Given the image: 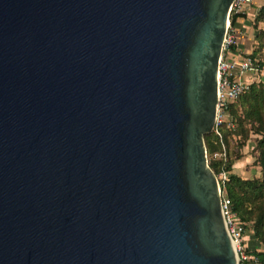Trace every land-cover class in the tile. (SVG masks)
I'll use <instances>...</instances> for the list:
<instances>
[{"label":"water","instance_id":"water-1","mask_svg":"<svg viewBox=\"0 0 264 264\" xmlns=\"http://www.w3.org/2000/svg\"><path fill=\"white\" fill-rule=\"evenodd\" d=\"M233 0H0V264H237L209 166Z\"/></svg>","mask_w":264,"mask_h":264},{"label":"trees","instance_id":"trees-1","mask_svg":"<svg viewBox=\"0 0 264 264\" xmlns=\"http://www.w3.org/2000/svg\"><path fill=\"white\" fill-rule=\"evenodd\" d=\"M255 13L252 18L253 26L264 20V1L257 7ZM238 17H246V13L231 12L232 25ZM231 48L236 49L235 43ZM259 50L260 47L253 49L249 56L258 69L264 70V58L259 56ZM227 108L234 122L233 127L227 125L226 121H221L210 132L204 134L208 163L215 174L222 169L229 172L227 178L220 181L222 194L229 198L232 211L243 222V229H251L253 238L264 245V86L255 81L249 82L247 89L234 101L228 103ZM250 130L261 135L256 145L261 176L242 178L232 172L234 159L241 155L236 153L233 156L229 145L234 135L240 136L242 143L248 137ZM216 151L224 152V158L213 157ZM248 252L253 259L255 258L256 264H264L263 248L253 247L248 249ZM253 259L249 260V264Z\"/></svg>","mask_w":264,"mask_h":264},{"label":"built area","instance_id":"built-area-1","mask_svg":"<svg viewBox=\"0 0 264 264\" xmlns=\"http://www.w3.org/2000/svg\"><path fill=\"white\" fill-rule=\"evenodd\" d=\"M254 0H233L230 9L233 13H247ZM236 42V31L228 19L222 50L218 60L217 69V104L226 107L227 102L236 99L248 87L250 72L256 71V66L249 55H234L231 45ZM221 208L226 228L237 254V264H249L253 257L247 253L244 236L243 222L237 217L230 207L229 198L221 193ZM253 261L256 263L255 258Z\"/></svg>","mask_w":264,"mask_h":264},{"label":"rangeland","instance_id":"rangeland-1","mask_svg":"<svg viewBox=\"0 0 264 264\" xmlns=\"http://www.w3.org/2000/svg\"><path fill=\"white\" fill-rule=\"evenodd\" d=\"M255 1V0H254ZM264 0H258L256 2V9L257 7L263 3ZM256 14V13H255ZM230 19V17H229ZM249 22L245 25V30L243 34H236V49L235 54L237 55H249V53L257 48L260 47L258 51L259 56L263 59L264 58V20L259 21L254 26L252 25V17H249ZM259 34V36H257ZM249 81H255L256 83H261L264 86V70L258 69L256 67V71L250 72L248 76ZM234 101V100H232ZM232 101L227 102L230 103ZM221 121H226L227 125L233 127V120L229 109L226 107L218 106L217 108V117L215 120L214 127L219 124ZM213 127V128H214ZM261 137L260 134L250 130L248 137L241 143L242 138L238 135L232 136L231 143L229 145V150L231 154L234 156L236 153L240 154L241 156L234 159L232 164V172L237 173L242 178H252V177H260L261 176V167L258 164V151H257V141ZM241 143V144H240ZM225 154L224 152H214L213 157H223ZM208 158V157H207ZM229 172L225 170H221L217 175L219 180V184L221 180L227 178ZM221 187V186H220ZM222 193V191H221ZM223 195V194H222ZM244 236V244L247 253L248 249L256 247V248H263L260 242L253 238L252 230L246 229L243 231ZM254 262V261H253ZM255 263V262H254ZM256 264V263H255Z\"/></svg>","mask_w":264,"mask_h":264},{"label":"crops","instance_id":"crops-1","mask_svg":"<svg viewBox=\"0 0 264 264\" xmlns=\"http://www.w3.org/2000/svg\"><path fill=\"white\" fill-rule=\"evenodd\" d=\"M256 2H258V0H255L251 5L250 7L248 8V11L246 13V17H238L236 19V22L234 23V28H235V31H236V34H243L244 30H245V25L247 22H249V17L253 18V15L256 11ZM234 55H236L235 53V50H233L232 52ZM238 55V54H237ZM250 264H255L254 262H250Z\"/></svg>","mask_w":264,"mask_h":264}]
</instances>
